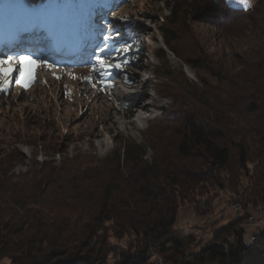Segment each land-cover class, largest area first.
<instances>
[{
	"label": "trees",
	"instance_id": "obj_1",
	"mask_svg": "<svg viewBox=\"0 0 264 264\" xmlns=\"http://www.w3.org/2000/svg\"><path fill=\"white\" fill-rule=\"evenodd\" d=\"M80 2L85 7L111 4L0 0V26L13 23L15 7L23 24L31 25L43 14L75 33ZM220 9L234 17L255 13L252 5L228 0H175L170 18L185 13L215 16ZM259 24L252 29L257 45L242 52L244 59L236 68L217 79L228 87L224 96L206 114L187 120L177 143L180 159L164 149L148 160L146 145L123 140L107 156L78 159L72 173H64V165L45 164L14 183L9 171L0 169V264L3 258L8 264H159L155 255L164 264H264V225L251 244L244 238L252 204H264V14ZM123 42L119 60L138 67L145 50L140 34L132 32ZM215 70L220 72L218 66ZM198 80L206 91L205 81ZM225 187L241 188L232 200L240 204L239 214L213 231L214 242L191 249L195 236L173 229L177 211L185 202L202 201L194 212L204 214L212 193Z\"/></svg>",
	"mask_w": 264,
	"mask_h": 264
},
{
	"label": "rangeland",
	"instance_id": "obj_2",
	"mask_svg": "<svg viewBox=\"0 0 264 264\" xmlns=\"http://www.w3.org/2000/svg\"><path fill=\"white\" fill-rule=\"evenodd\" d=\"M228 1L236 6L252 5L255 13L234 17L220 9L215 16L185 13L170 18L175 0H110V5L93 7L80 2L79 23L75 24L79 30L74 36L58 19L43 14L31 25L23 24L14 7L13 30L9 33L17 38L19 48L9 52L0 46V57L31 56L47 64L35 67V78L26 87L16 83L15 72L9 84L0 81V169H7L14 183H20L26 171L40 170L45 164L55 168L64 165V173H72L78 168L74 165L78 159L91 154L107 156L123 140L146 145L148 160L164 149L180 159L177 143L186 132L187 120L206 114L218 104L227 86L217 79L236 68L244 59L242 52L257 45L252 29L264 14V0H247L244 4ZM88 27L91 34L85 39H94L95 44L85 60L65 55L48 59L36 48L48 42L51 32L66 44L68 38L81 39ZM132 32L140 34L145 46L138 67L128 64L107 69L111 75L106 78L93 71V65L99 67L97 55L111 62L119 60L123 39ZM108 35L111 38L105 40ZM217 66L220 72L215 70ZM89 76L93 79H85ZM198 76L207 84L206 91L198 87ZM133 117H137L136 122H131ZM38 179L34 175L32 182ZM237 190L241 188L225 187L212 193V204L201 215L195 214L194 206H201L202 201L183 203L173 229L195 236V245L190 247L193 250L214 242L213 231L238 215L230 206ZM250 232L246 224L245 239L250 240ZM154 257L164 264L159 255ZM1 263L8 264L9 260L3 258Z\"/></svg>",
	"mask_w": 264,
	"mask_h": 264
},
{
	"label": "snow or ice",
	"instance_id": "obj_3",
	"mask_svg": "<svg viewBox=\"0 0 264 264\" xmlns=\"http://www.w3.org/2000/svg\"><path fill=\"white\" fill-rule=\"evenodd\" d=\"M239 2L244 4L247 3V0H239ZM117 35H119V33H117ZM110 38L111 37L109 36L104 37L105 40ZM105 48H107V45H105ZM103 51L104 49L101 48L100 52L102 53ZM95 60L99 67L97 68L96 65H93V71L99 72L100 76L104 78L111 75L107 69H120L122 66H126L128 63L127 60H116V62H111L102 55H97ZM41 63L47 64V61H37L31 56H19L16 58L11 56L0 57V81L3 82V85L9 84L12 81L13 73L15 72L16 83L26 87L28 83H30L35 78V67ZM48 67H52V65H48ZM85 79L92 80L93 78L89 76L85 77ZM101 83L107 86L106 80H102ZM93 86H95V84Z\"/></svg>",
	"mask_w": 264,
	"mask_h": 264
},
{
	"label": "bare ground",
	"instance_id": "obj_4",
	"mask_svg": "<svg viewBox=\"0 0 264 264\" xmlns=\"http://www.w3.org/2000/svg\"><path fill=\"white\" fill-rule=\"evenodd\" d=\"M95 16H93L94 18ZM89 28V27H88ZM84 36L81 39H69L66 44H63L58 37H55L54 34L51 32V37L48 39V42L45 44H40L37 49L41 52L48 54V59L54 58L55 56L65 55L69 56L70 58L85 60L88 56V53L95 44L94 39L86 40L85 37H88L91 34L90 28L89 30L85 29L82 33ZM92 40V41H91ZM17 38L12 37L8 38L7 42L2 45L3 48L10 49L9 52L14 51V48H17L18 45L16 44ZM65 50V51H64ZM60 57V56H58ZM49 61V60H48ZM126 87L127 83L125 84ZM135 104V103H134ZM137 117H133L131 122H136ZM140 121L137 123V125ZM256 238V235L253 236V239Z\"/></svg>",
	"mask_w": 264,
	"mask_h": 264
},
{
	"label": "built area",
	"instance_id": "obj_5",
	"mask_svg": "<svg viewBox=\"0 0 264 264\" xmlns=\"http://www.w3.org/2000/svg\"><path fill=\"white\" fill-rule=\"evenodd\" d=\"M231 208L239 214L240 212V204L237 202H232L231 203ZM206 223H209V220H206ZM247 226L251 228L250 232V244L253 240V236L255 234H258V231L260 228L264 225V204L260 202H256L252 204V212L247 216L246 220Z\"/></svg>",
	"mask_w": 264,
	"mask_h": 264
}]
</instances>
